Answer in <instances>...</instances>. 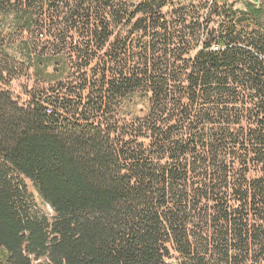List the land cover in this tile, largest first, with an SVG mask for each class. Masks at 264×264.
Here are the masks:
<instances>
[{"label": "trees", "instance_id": "16d2710c", "mask_svg": "<svg viewBox=\"0 0 264 264\" xmlns=\"http://www.w3.org/2000/svg\"><path fill=\"white\" fill-rule=\"evenodd\" d=\"M243 2L0 0V264H264V0Z\"/></svg>", "mask_w": 264, "mask_h": 264}, {"label": "rangeland", "instance_id": "374dc122", "mask_svg": "<svg viewBox=\"0 0 264 264\" xmlns=\"http://www.w3.org/2000/svg\"><path fill=\"white\" fill-rule=\"evenodd\" d=\"M237 1V7H244L245 0H236ZM58 60L61 64L66 62V58L58 57ZM54 71V62L48 63L47 67L38 68V74L37 71L35 72L34 68L31 69L30 72V78L22 77L18 81L14 82V85L12 87L15 95L23 97V99H26L27 96L25 95V88L29 87L30 89L34 86H48L47 83H45L46 78L55 79L62 78V75L55 74L54 78L49 76L52 75L50 72ZM149 109V102L146 100L137 102V107L134 110V113L144 114ZM34 264H47L45 260H36Z\"/></svg>", "mask_w": 264, "mask_h": 264}, {"label": "water", "instance_id": "95a60500", "mask_svg": "<svg viewBox=\"0 0 264 264\" xmlns=\"http://www.w3.org/2000/svg\"><path fill=\"white\" fill-rule=\"evenodd\" d=\"M255 2H258L259 0H254Z\"/></svg>", "mask_w": 264, "mask_h": 264}]
</instances>
